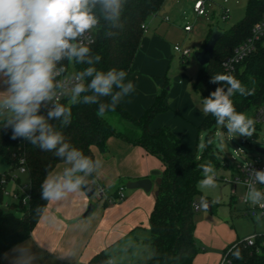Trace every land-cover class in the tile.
<instances>
[{
    "label": "trees",
    "instance_id": "obj_1",
    "mask_svg": "<svg viewBox=\"0 0 264 264\" xmlns=\"http://www.w3.org/2000/svg\"><path fill=\"white\" fill-rule=\"evenodd\" d=\"M164 2L165 0H128L121 17L123 27L110 29L115 33L110 37L106 36L107 22L101 19L100 27L96 30L95 42L89 45L93 54L97 53L102 57L96 67L105 71L110 68L132 70L135 55L145 33L143 25H147ZM263 14L264 0H248L245 18L223 32L215 45L213 57L198 71L192 82L194 90L202 99L220 86L210 83L213 75L229 74L224 61L250 36L253 25ZM61 63L71 64L76 72L88 67L87 64H73L67 60ZM231 75L248 89L254 90L253 95L236 94L232 99L236 110L252 118L255 121V129L259 128L260 121L256 115L259 108L264 105V44L260 43L256 51L236 64ZM164 79L163 89L141 116L131 114L119 104L115 111H107L103 117H99L98 105L79 104L72 107V123L68 127L61 129L58 121L50 123L63 132L68 142L93 158H95L93 147L106 152L107 141L111 136L139 145L151 155L158 157L164 164V170L160 174L158 195L150 215L148 242L152 248V255L141 259L139 264H198L195 261L199 247L195 240L194 205L197 203V184L203 177L199 166L211 162L216 168L219 163L211 143H206L203 155L199 157L195 152L183 147L182 139L170 125L153 126L157 115L172 110L167 98L169 80L168 77ZM107 100V97L102 98L104 102ZM61 102L67 101L63 99ZM113 117L117 119L118 124L114 122ZM216 125L215 117L209 114L197 128L199 131L206 129L211 132ZM10 135L11 129H5L3 120H0V154L8 162L11 171L21 168L26 170L29 175L30 192L27 202L24 203L25 194L22 190L24 185L21 184L20 177L16 176L18 199L10 204V209L5 210L0 205V264H3L2 256L8 249L31 236L43 213V211L37 213L36 209H43L48 204L41 199V184L48 172L62 162L52 152L43 151L23 138L11 140ZM10 178L11 172L4 175L0 172V203L4 196L6 180ZM253 234L256 235L255 242L249 245L245 238ZM236 249H239L242 259L230 255V252ZM227 251L233 264H264V232L250 233L238 238L225 248L223 253ZM108 261L109 255L102 249L84 264H107ZM64 264L76 263L67 261Z\"/></svg>",
    "mask_w": 264,
    "mask_h": 264
},
{
    "label": "clouds",
    "instance_id": "obj_2",
    "mask_svg": "<svg viewBox=\"0 0 264 264\" xmlns=\"http://www.w3.org/2000/svg\"><path fill=\"white\" fill-rule=\"evenodd\" d=\"M128 0H0V120L11 129V140L23 138L41 150L52 152L64 167L50 171L41 184V199L58 204L80 194L104 166L68 142L61 130L50 123L58 121L61 129L72 123V107L79 104L98 105L97 115L115 111L120 102L135 91L123 69L100 70L99 54H93L86 34L99 29L101 19L107 22L106 36L112 28H122L121 17ZM99 11V15H97ZM67 60L88 67L58 80L65 71L60 64ZM58 65H60L58 67ZM210 83L218 84L202 99L201 111L215 117L216 124L234 137H252L255 121L236 110L233 96H250L248 89L231 74L213 75ZM66 103L61 102V98ZM107 97V102L102 98ZM223 135V133H221ZM208 143H212L211 140ZM207 145L201 143L200 147ZM203 178L198 187L203 191L217 187V175L211 162L201 164ZM247 180L243 201L264 209V169L245 166ZM216 198L211 204L218 203ZM207 210L210 202L201 199ZM37 213L47 208H37ZM264 212L256 215L259 222ZM242 259L239 249L230 252ZM38 257L23 243L15 244L3 254L7 264H36ZM107 264H113L108 261ZM227 264H231L230 261Z\"/></svg>",
    "mask_w": 264,
    "mask_h": 264
},
{
    "label": "crops",
    "instance_id": "obj_3",
    "mask_svg": "<svg viewBox=\"0 0 264 264\" xmlns=\"http://www.w3.org/2000/svg\"><path fill=\"white\" fill-rule=\"evenodd\" d=\"M168 1L165 0L160 10L149 19L134 58L133 69L126 71L127 79L135 84V91L120 104L135 116H141L155 101L163 89L164 77H168L173 59L171 40L175 25L171 23L169 16L159 17L158 14L161 10L168 12L178 0L173 5ZM187 81L188 77L183 75L169 87L167 98L172 110L157 115L153 126L170 125L182 138L183 147L193 152L191 146L185 143L184 134L187 131L188 134L198 135L197 125L205 115L192 101ZM107 145L106 152L93 147L95 158L102 159L104 166L97 174L88 178L89 183L102 184L106 194L113 196L123 182L148 177L153 180L152 189H131L124 199L111 204H106L103 200L91 203L85 191L58 204H47V211H43L31 236L20 242L37 255L36 264H64L67 261L87 263L107 245L125 238L131 230L149 222L156 201V178L164 170L163 162H159L158 157L151 155L143 147L117 136L109 137ZM135 155L137 160L134 159ZM63 167L61 162L52 171H59ZM152 191L155 194L154 201L150 193ZM90 204L94 208L88 216H84ZM2 261L7 264L3 256Z\"/></svg>",
    "mask_w": 264,
    "mask_h": 264
},
{
    "label": "rangeland",
    "instance_id": "obj_4",
    "mask_svg": "<svg viewBox=\"0 0 264 264\" xmlns=\"http://www.w3.org/2000/svg\"><path fill=\"white\" fill-rule=\"evenodd\" d=\"M176 1L169 0L168 2L173 5ZM196 1L178 0V3L173 5L168 12L161 10L158 16H169L171 23L175 25L173 39L171 40L173 59L168 73L169 85L174 84L178 77L187 76V86L191 92L192 101L201 111L202 98L194 90L192 82L203 65L196 59L195 52L203 48L207 37L214 28L224 32L243 20L247 13L248 0H202L207 9L206 15H197L194 12L193 6ZM226 9H229V17L223 19ZM186 22L192 25V31H185L184 25ZM176 45L182 49H189L191 55L183 60L181 53L175 50ZM114 117V122L118 124L117 119ZM259 126L255 129L253 136L247 138L230 136L226 129H222L218 125L214 126L211 132L205 129L199 131L198 135L197 133L191 135L185 131V143H188L187 145H190L193 152L199 157L203 155L205 150V147H200L201 143L206 144L208 140H211V145L219 163V166L215 168L217 175L216 188L202 191L197 184L198 194L196 200L200 207L195 211L194 220L196 223L195 240L199 247L195 261L198 264H218L223 250L235 240L250 233L264 232V217H261L259 222L256 219V215L261 211L252 214L254 207L252 208L250 204L243 201V196L247 190L246 186L241 183L233 185L227 181L232 174L240 175L239 165L248 160L261 159L264 156V154L257 151L258 148L264 149V119L260 121ZM134 159L137 160L136 155ZM157 160L162 162L159 158ZM0 172L3 175L6 172H11L12 175V178L6 180L4 196L0 203L1 207L7 210L10 209V204L15 201L13 194L18 188L15 177H20L21 184L26 185V192L29 193V175L26 171L20 169L11 171L2 154H0ZM125 183L127 182H123V184ZM123 184V192L126 194L131 189ZM150 193H152L154 201V191ZM88 198L94 204L102 202V199L98 198L96 193ZM202 198H206L210 204L216 198L219 199V202L211 204L210 210H205L201 204ZM148 221L131 230L125 238H120L105 247L109 258L113 260L114 264H139L141 259L151 257L152 248L148 242L150 216Z\"/></svg>",
    "mask_w": 264,
    "mask_h": 264
},
{
    "label": "built area",
    "instance_id": "obj_5",
    "mask_svg": "<svg viewBox=\"0 0 264 264\" xmlns=\"http://www.w3.org/2000/svg\"><path fill=\"white\" fill-rule=\"evenodd\" d=\"M193 10H194V12L197 13V15H206V13H207V9L205 8V3L202 0H197L194 3ZM228 17H229V9H226L224 14H223V19H227ZM143 28L146 30L147 25L144 24ZM184 29H185V31H191L192 25L186 24L184 26ZM96 30L97 29H94L92 31V33L86 34L85 42H88V39H92L95 41ZM260 43L264 44V14L261 17V19L258 20L253 25L250 36L235 48L233 55L227 57L226 60L224 61V65H225L228 73L231 74L233 72V70L235 69L236 64L240 63L249 54L256 51L258 49V46ZM90 44H92V43H90ZM175 50L178 51L179 53H181L182 57H184V58L189 57L191 55V51L189 49H182L178 45L175 46ZM60 64H62L65 67L66 71L61 76L57 77L58 80H64V79L70 77L74 72H76L71 64H65V63H61V62H60ZM59 66L60 65H58V67ZM63 99H65V98L62 97L61 101ZM256 116H257V119L259 121L264 119V105L261 108H259ZM247 165L250 168L255 167L256 169H264V156L261 159L257 158L254 160H248L244 164L239 165L238 171H239L240 175L232 174L231 177L229 179H227V181L231 182L233 185H236L238 183L245 185L244 181L247 180L248 176H247V172L244 169H245V166H247ZM20 170L26 171L24 168H21ZM93 185L95 186L94 193H96L98 198L102 199L107 204H111L113 202H116V201H119V200H122L125 198V194L123 192V186H120L118 188L115 195L109 196L106 194L105 188L102 184L96 182ZM259 187L264 188V186H259ZM22 190L25 194L23 197V202L25 203V202H27V200L29 198V193L26 192V185L22 187ZM13 196H14V199H18V197H19V195L16 191L14 192ZM194 207L196 210H198L200 206L198 203H196L194 205ZM253 209L254 210L252 211V214H256L257 211L264 212V209H260L258 206L253 208ZM255 239H256V235L253 234V235L247 236L245 238V241L247 242V244L253 245L255 242ZM230 250H231V248L228 251H230ZM228 251L224 252L222 254V257H221L220 261L218 262V264H227L228 261H230L231 264H233L231 259L228 256ZM110 261H112V259H110Z\"/></svg>",
    "mask_w": 264,
    "mask_h": 264
},
{
    "label": "water",
    "instance_id": "obj_6",
    "mask_svg": "<svg viewBox=\"0 0 264 264\" xmlns=\"http://www.w3.org/2000/svg\"><path fill=\"white\" fill-rule=\"evenodd\" d=\"M222 35H223L222 31H219L217 28H214L205 46L202 49L195 52V57L200 64L205 66L209 63V61L214 55L215 45ZM257 151L261 154H264V149L258 148ZM160 182H161V178L158 177L156 179V183H157V188L155 190L156 195H158V187H159ZM126 187L129 189L142 188L145 191H150L153 187V180L148 177L140 178L137 180H129L126 183ZM94 190H95V186L89 183L88 187L84 191L86 195L90 197L94 194ZM93 208H94V205L90 204L84 216H88L92 212ZM208 209L209 210L211 209V204Z\"/></svg>",
    "mask_w": 264,
    "mask_h": 264
}]
</instances>
